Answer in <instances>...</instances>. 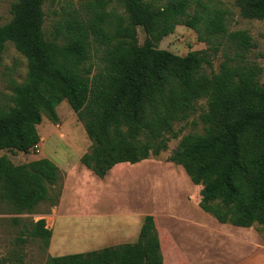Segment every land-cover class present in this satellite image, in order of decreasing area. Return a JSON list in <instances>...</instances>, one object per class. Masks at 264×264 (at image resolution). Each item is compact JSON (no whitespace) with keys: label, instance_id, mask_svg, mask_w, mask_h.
Wrapping results in <instances>:
<instances>
[{"label":"trees","instance_id":"16d2710c","mask_svg":"<svg viewBox=\"0 0 264 264\" xmlns=\"http://www.w3.org/2000/svg\"><path fill=\"white\" fill-rule=\"evenodd\" d=\"M111 1L88 0L90 17L72 13L50 35L45 0L14 1L11 19L0 25V52L13 42L27 58L28 72L14 84L12 103L0 104V150L35 149L43 114L56 122V106L66 99L93 143L81 161L103 177L117 163L157 155L174 122L187 119L196 100L206 98L204 132L184 136L167 160L202 185L199 204L219 221L264 225V83L262 67L247 58L255 47L252 35L230 30L229 11L205 0H162L158 6L118 0L127 16L108 9ZM236 4L243 17L264 18V0ZM179 24L208 47L179 55L156 46ZM138 26L147 34L143 44ZM224 44L232 52L215 71L214 57ZM59 178L47 157L15 164L0 156V200L17 213L50 200ZM35 222L32 235L48 246L51 230L44 218ZM155 224L148 214L136 242L50 256L51 264H163Z\"/></svg>","mask_w":264,"mask_h":264},{"label":"crops","instance_id":"0c3cea01","mask_svg":"<svg viewBox=\"0 0 264 264\" xmlns=\"http://www.w3.org/2000/svg\"><path fill=\"white\" fill-rule=\"evenodd\" d=\"M57 130L49 125L42 135L38 131L41 146L43 138L52 143L47 158L62 175L58 202L40 217L52 232L50 256L136 242L151 214L163 264H264L260 229L221 222L205 211L199 204L202 185L181 164L149 156L117 163L101 177L81 161L88 148L59 156L56 140L50 139Z\"/></svg>","mask_w":264,"mask_h":264},{"label":"rangeland","instance_id":"374dc122","mask_svg":"<svg viewBox=\"0 0 264 264\" xmlns=\"http://www.w3.org/2000/svg\"><path fill=\"white\" fill-rule=\"evenodd\" d=\"M15 0H0V25L8 22L12 17V4ZM155 6L161 5L162 0H148ZM210 6H216L229 11L227 16L230 30L246 29L255 41V47L247 54L250 61L258 63L262 67L260 81L264 83V18L243 17L236 0H205ZM45 20L44 29L46 34H52L55 27L63 23L72 13H79L87 18L91 15V8L88 0H45L43 5ZM108 9H114L118 13L127 16L122 3L112 0ZM146 32L142 26L137 27V37L141 44L146 39ZM197 33L190 27L179 24L175 31L163 36L156 41L159 48L174 51L179 55H185L190 50L206 49L208 44L198 40ZM231 53L232 49L224 44L218 54L214 57L213 68L219 70L220 63L225 57V53ZM93 60L97 58L94 56ZM96 71V69H95ZM28 61L27 58L17 50L13 42L8 41L5 48L0 52V104H11L13 86L21 83L27 78ZM206 98L196 100L195 107L187 119L177 120L173 124L171 132L164 134V145L157 155L158 158H168L173 150L178 147L184 136L189 134H201L204 132L205 123L202 114L207 111L208 104ZM58 120L56 122L49 119L44 113L37 129L42 135L43 128L54 125L58 130L52 140L58 146V153H70L72 156L80 154L84 146L88 151L92 148L85 132L82 122L78 119L76 112L65 99L56 106ZM86 137L88 140L84 139ZM39 151L31 149L30 152H23L17 149L5 148L0 150V156L6 155L15 164L28 163L46 154L50 157L52 143L47 138L38 143ZM83 147V148H84ZM151 151H153L151 149ZM152 154V152H151ZM54 158V157H53ZM62 175L59 181L51 187V199L41 202L32 212L17 213L14 207L0 200V264H51L50 255L47 252V242L44 238L32 235V231L43 212L50 210L53 202L57 200L61 189ZM257 228L264 236V225L255 222Z\"/></svg>","mask_w":264,"mask_h":264},{"label":"built area","instance_id":"2783aa9c","mask_svg":"<svg viewBox=\"0 0 264 264\" xmlns=\"http://www.w3.org/2000/svg\"><path fill=\"white\" fill-rule=\"evenodd\" d=\"M35 149H36L37 151H39V147H38V145H36Z\"/></svg>","mask_w":264,"mask_h":264}]
</instances>
